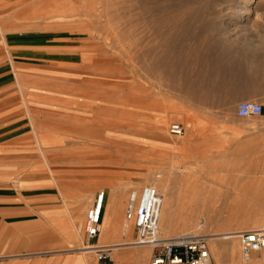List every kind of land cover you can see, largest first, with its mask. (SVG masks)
I'll return each mask as SVG.
<instances>
[{
    "label": "rangeland",
    "instance_id": "rangeland-1",
    "mask_svg": "<svg viewBox=\"0 0 264 264\" xmlns=\"http://www.w3.org/2000/svg\"><path fill=\"white\" fill-rule=\"evenodd\" d=\"M108 1L0 0L4 185L29 179L47 185L41 192L52 198L42 208L59 209L68 218L53 222L54 229L28 223L35 232L20 227L14 237H8L5 224L0 264L10 258H19V264H148L153 247L134 244L137 231L125 227L124 218L130 191L147 185L172 197L171 215L159 219L162 239L202 234L212 264H264V251L262 259L242 262L237 234H228L264 229V197L251 196L264 185V111L257 117L236 113L242 100L264 105V74L225 75L217 89L226 103H196L149 70L154 55L175 53L176 41L150 42L153 29L142 28V22L130 25L126 8L114 21L116 6ZM254 1L248 13L202 15L193 30L208 23V40L216 43L184 42V57L174 59L176 77L193 78L201 70L193 63V49L199 55L223 51L224 63L232 57L258 65L264 55V9L258 8L261 0ZM136 52L140 60L133 59ZM172 122L183 126L181 136L169 133ZM67 185H73L68 192ZM100 194L101 230L88 238L87 216ZM201 217L204 225L196 229ZM95 247L109 248L107 255L99 258Z\"/></svg>",
    "mask_w": 264,
    "mask_h": 264
},
{
    "label": "bare ground",
    "instance_id": "bare-ground-1",
    "mask_svg": "<svg viewBox=\"0 0 264 264\" xmlns=\"http://www.w3.org/2000/svg\"><path fill=\"white\" fill-rule=\"evenodd\" d=\"M111 2L112 4L109 2L110 3L109 5L116 6V8L110 6L111 7L110 9L112 8L115 9L114 11H111L112 13L109 12L113 17L112 18L113 20L118 19L122 14L123 8H126L129 11L128 14L129 18L128 17L127 18L128 20L130 19L128 21L130 25L136 26L138 22H142L144 24L142 25V28L144 26L145 28L150 27L153 29V37L150 39V42L156 41L157 37H162V39L165 42L168 40L176 41V43L174 42L176 45L174 51L175 53L170 54L167 58L157 57L156 55H154L153 56L154 63L149 68V70L156 75L163 74L166 77V79H168V81L172 84V85L170 84L171 86L175 87L178 91L182 92L190 100L196 103L205 105L206 103L210 102V100L220 104L226 103L225 97L217 89V85H218L217 82H219V80L222 79V77L225 75H229L230 77V75L236 76L238 73H243L248 76V74H251L253 72H256L257 74L258 73L264 74V55L261 58H259L261 62L256 66L255 65L247 66L246 64L240 63L237 60V58H232V57L230 60L228 59V61L230 62L224 63L222 61L223 57H221L223 53L221 49L219 50L221 51V53L218 51L219 53L214 52L215 54L214 53L211 54L210 52L211 50L210 51L205 50V51H201L203 52V54L201 55H199L200 52L198 50L193 49L194 56L196 55L193 58V63L195 64V67L197 68L200 67L201 70L198 73L196 71L193 74L194 75L193 78L190 77L191 79L190 78L182 79L181 77L178 76L176 77L175 74L176 72L175 64L178 63L174 62V59L175 58L177 59L179 57L182 58L184 57V48L182 47V44L184 42L194 41V43L196 44H202L206 46L212 43H216L208 40V23H203L200 27V30L198 29L197 31L198 33H196V31L193 30L194 24L200 22L201 19L204 17L202 15L208 14V11L221 12L232 9H239L240 11L243 9L245 13H248L252 11L251 4L255 3L254 0H111ZM258 8L264 9V0H261L258 3ZM182 27H184V31L182 30V33L180 34L179 31L180 28ZM120 30H122V28ZM138 41L141 44L142 39H138ZM144 41L145 39H143V42ZM215 48H212L211 46L212 50H214ZM208 55H211V58ZM140 56L141 55H139V53L136 52L133 56V59L140 60ZM253 58L255 59V57ZM179 63L181 64V62ZM186 63L187 62H185V64ZM190 64H192V62H190ZM141 67L142 69H144V71H147L144 62L142 63ZM251 196L255 200L260 201L264 197V185H260V187L257 190L255 189V191L252 190ZM103 197L104 196L102 195V202H103ZM140 197L141 194L139 193V199ZM171 198L172 197L170 195H168L167 197L161 196L160 217H163L167 214L171 215L173 209V202ZM97 199L98 198H96V200ZM112 205H113L112 208H114L115 203ZM125 227H128L127 222L125 224ZM125 227H123V231L127 233L128 230H126ZM250 230H264V229L261 228V229H250ZM239 232H231V233L229 232L228 234L235 235ZM183 234H188V233L184 232L179 235H183ZM215 235L216 234H210L209 236L213 237ZM116 246L118 245H112L111 247L115 248ZM226 253L229 259L233 258L232 250L229 249V251H226Z\"/></svg>",
    "mask_w": 264,
    "mask_h": 264
},
{
    "label": "built area",
    "instance_id": "built-area-1",
    "mask_svg": "<svg viewBox=\"0 0 264 264\" xmlns=\"http://www.w3.org/2000/svg\"><path fill=\"white\" fill-rule=\"evenodd\" d=\"M264 105L255 100H242L238 103L236 113L240 117H257L262 115ZM170 134L181 136L184 128L180 123L172 122L168 127ZM139 193L141 197L139 199ZM104 202V201H103ZM102 195L94 201L87 216L85 232L88 238L100 232ZM161 212V196L151 185L139 191L131 190L124 211L126 222L137 231L134 244H146L153 247L148 264H212L207 237L202 234L188 233L173 239H162L159 236V219ZM204 225L201 217L196 225L200 229ZM240 245L241 261L250 263L254 259H262L264 251V230H247L237 233ZM99 258L107 255L109 248L95 247Z\"/></svg>",
    "mask_w": 264,
    "mask_h": 264
},
{
    "label": "crops",
    "instance_id": "crops-1",
    "mask_svg": "<svg viewBox=\"0 0 264 264\" xmlns=\"http://www.w3.org/2000/svg\"><path fill=\"white\" fill-rule=\"evenodd\" d=\"M252 91V89L247 90V92ZM239 92L245 93L246 91L242 89ZM2 156L0 154V158ZM2 173L3 171L0 170V237H6V225H8V229H11L8 237H14L21 234L20 227L28 230V234L35 232V229L31 232L32 226L28 223L45 222L51 229H54L53 222H68L67 216L61 210L42 208L48 205L52 198L51 193L41 192V189L46 188L47 185H40L36 180L29 179L23 181L20 185L11 188L6 187L4 185V174ZM69 186L73 185H67V188L63 187L64 191H70ZM67 199L70 203L74 201L70 196ZM21 223L25 225H21ZM55 229L66 235L58 227ZM18 259H6L4 264H19Z\"/></svg>",
    "mask_w": 264,
    "mask_h": 264
}]
</instances>
